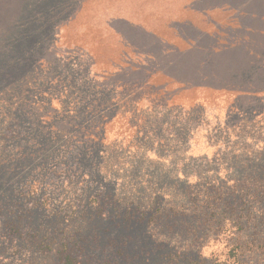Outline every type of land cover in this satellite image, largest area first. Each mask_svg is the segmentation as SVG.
Masks as SVG:
<instances>
[{
	"label": "rangeland",
	"instance_id": "1",
	"mask_svg": "<svg viewBox=\"0 0 264 264\" xmlns=\"http://www.w3.org/2000/svg\"><path fill=\"white\" fill-rule=\"evenodd\" d=\"M174 1L0 0V196L15 206L0 213V264H62L61 244L77 264L232 263L234 245L264 244V203L248 194L264 191V86L238 101L231 90L187 89L161 71L165 56L125 58L132 48L111 28L157 29L158 50L211 52L233 38L227 16L219 24L188 10L172 21ZM24 31L40 42L29 65L16 60ZM106 60L123 71L106 72ZM88 134L104 144L80 151ZM45 135L53 159L28 161L43 159ZM61 148L73 158L58 159ZM144 152L168 159L136 163ZM90 197L103 205L96 232L87 218L71 221L72 205L84 213ZM119 198L131 221L113 216Z\"/></svg>",
	"mask_w": 264,
	"mask_h": 264
},
{
	"label": "crops",
	"instance_id": "2",
	"mask_svg": "<svg viewBox=\"0 0 264 264\" xmlns=\"http://www.w3.org/2000/svg\"><path fill=\"white\" fill-rule=\"evenodd\" d=\"M175 8L181 12H172V21L187 17L188 10H198L209 13L219 24L225 21L221 20L222 15L227 16L236 32L230 42L215 47L211 52L201 51L194 45L165 52L168 63L164 71L174 81L187 88L231 90L233 94H248L252 92L248 88L264 86V0H180L174 1L172 9ZM129 29L136 36L131 37ZM143 29L151 35L127 26H121L120 30L125 32L129 48L152 56L154 52L151 50L156 49L164 37L157 29ZM201 73L208 74L210 78L203 80Z\"/></svg>",
	"mask_w": 264,
	"mask_h": 264
},
{
	"label": "trees",
	"instance_id": "3",
	"mask_svg": "<svg viewBox=\"0 0 264 264\" xmlns=\"http://www.w3.org/2000/svg\"><path fill=\"white\" fill-rule=\"evenodd\" d=\"M111 28L119 36L124 37V38L126 37L125 36V32L120 30L121 29L120 26H119V28H116L114 26H112ZM28 38H29V43H28L27 47H25L24 45L21 46L22 49L25 50V51L23 52V54L19 58L16 59L17 62L24 63V64H27V65H29L32 62L34 63L37 60V57H36V54H35L37 51L35 50V48L40 42L36 38H34V34H32L30 32H25V31L22 32L19 36H16V37L13 38L14 41H15L14 43H16V44L20 43L21 40H27ZM126 43H127L126 40H124L125 47L127 48ZM40 46H41V44H40ZM131 50L132 51L128 50V51H130V53L125 55V58H128V56L131 57L133 55V53H135L138 56H147V57H150V58H152V57L158 58V57H163V56L168 58L164 53L167 52V51H170V50L166 49L165 47H162V48H160L158 50V46H157L156 49L151 50V51L154 52V54L152 56H148V55L140 54V52L138 50H135V49H131ZM158 51H160V53ZM106 61H109L108 64L105 63V62L103 63V66H105L104 70L106 72H114L115 73V72L123 71V68H122L123 65L117 64V62L115 60H106ZM159 65L161 66V71L164 72V70H165L164 66L166 64L165 65L159 64ZM185 88H187V87H185ZM195 89H199V88H195ZM240 95H244V96L245 95H251V96L256 95V96H258V95H260V92H249L248 94H233V100L234 101L240 100V98H242V96H240ZM71 111H72V109H71ZM104 125L105 124H102V126H104ZM68 136L69 135H65V138L68 137ZM44 138H45V140H43V141H44L45 147L47 149L43 151V153H44L43 154V159L42 158L39 159L38 158V154H36L35 156H32V157L30 156L28 158V161L37 160L39 162L40 161L41 162L42 161L46 162V161H48L50 159H53L52 157H53V154H54L55 150L53 149V147L49 148V147H51V144H53V137H52V135H45ZM90 139H91V141H90ZM38 141H40V140H37V142ZM89 144L103 145L104 143H103V141H100V139L95 138L93 135L89 136V134H88V136L84 137V141H82V143H81L80 151L85 152V150H87V147H89L88 146ZM40 146H43V143H41ZM75 147L79 148L80 146H79V144H77ZM59 150H56V152H57V154L59 156L58 159L68 160L69 158H73V151L70 152L71 148H61ZM259 154H260V156L264 155L263 153H259ZM143 156L146 157V161H149V162H160V164H162V162H164V161H166L168 159V156L162 155V154L157 153V152H153V153L144 152L142 157L140 155V158H138V160H136L134 158V161L139 164L140 161H141V158H144ZM170 156H172V155L169 154V157ZM173 158H175L174 154L172 156V159ZM261 159H262V161H264V158H261ZM133 166L135 167V165H133ZM236 169H239V167H236ZM190 179H191L190 176H187L186 183L191 188V186H193V185H192V182H190ZM0 186L1 187H7L6 185H0ZM36 191H37L36 189H33L30 192H31V194L34 195V194H36ZM248 194L251 195V198L254 200V203H259V202L264 203V191H252V190L249 191L248 190ZM167 195L169 197H173V195H170V194H167ZM7 196L15 198L16 196L19 197V194L16 191L14 193L12 190H10L8 192ZM123 200L124 199H121V198H119V200H114L115 202H117L119 204V208L116 210L117 211L115 213L116 215L113 214V216L115 218H118V219L124 221V222H125V220L131 221V219H132L131 215H133V211L130 212V211H128L127 208H125L126 206H125V203L123 202ZM242 200L244 201V199H242ZM95 201L96 200H95L94 197H90L89 199L86 200L87 209L84 211V213L83 212H78L79 209H78L77 205L73 204L72 205V207H73L72 212L74 213V215L71 216V221L76 220L77 218L83 219V220H84V218H87L88 219L87 223L90 226L89 229L92 232H96L98 230V227L101 225V219L102 218L99 215L100 214L99 211H100V208L103 205L98 203V206L94 207ZM9 202L10 201L6 198V195H1L0 196V213H1V211H7V210H10L11 208L15 207V206H11L10 207L9 206L10 205ZM210 205L211 204H208L207 206H210ZM218 209H220V208L218 207ZM119 210H123V214L120 215L119 214ZM155 210L158 211L160 209L157 206L155 208ZM221 213H224V212H221ZM262 215H263L262 218H264V211L262 212ZM262 223L264 224V221ZM69 224H73V223L71 222ZM77 239H78L77 242L81 241L80 238L77 237ZM44 245L47 246V247H51L50 244H44ZM249 245H251V247ZM249 245L248 244H236V245L233 246V256L235 257V259L233 260L232 263L223 261V262H216V263H212V264H259L258 262L253 261V257L257 256V257L261 258L264 255V244H249ZM105 246H107V245H105ZM105 246H103V247H105ZM75 252L76 251H74V248L70 244H61L60 247L58 248V254L60 255V258L62 260V264H77V258L75 257V254H74ZM246 254H250L249 255V257H250L249 260L250 261L249 262H246L245 260H242L239 257L240 255L241 256H246ZM196 263H198L197 260H192L191 262H189V264H196ZM104 264H116V263L114 262V260L108 259V260L104 261ZM199 264H201V262H199Z\"/></svg>",
	"mask_w": 264,
	"mask_h": 264
}]
</instances>
